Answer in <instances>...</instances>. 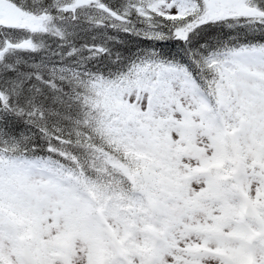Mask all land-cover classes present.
I'll list each match as a JSON object with an SVG mask.
<instances>
[{"label":"snow or ice","instance_id":"obj_1","mask_svg":"<svg viewBox=\"0 0 264 264\" xmlns=\"http://www.w3.org/2000/svg\"><path fill=\"white\" fill-rule=\"evenodd\" d=\"M0 264H264V0H0Z\"/></svg>","mask_w":264,"mask_h":264}]
</instances>
